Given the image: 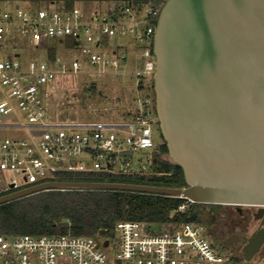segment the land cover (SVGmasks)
<instances>
[{"label":"built area","instance_id":"2783aa9c","mask_svg":"<svg viewBox=\"0 0 264 264\" xmlns=\"http://www.w3.org/2000/svg\"><path fill=\"white\" fill-rule=\"evenodd\" d=\"M38 1L47 6L38 7ZM68 2L73 6L68 7ZM15 3L12 10L0 7V128L20 129L11 121L15 115L13 102L25 116L30 139L8 138L0 141V178L9 172L6 187L0 196L35 184L57 181L59 175L101 173L110 177L170 175L139 171L129 159L120 161L121 152L154 150L152 125L157 122L155 96L137 99V112L126 121L50 122L46 119L41 93L48 86L68 75L84 73L99 77L108 74L111 66L119 74L127 59L111 47L110 40L127 34L135 37L143 56V64L135 70L138 91L142 81H153L155 57L152 52L155 20L163 4L154 1L139 5L134 0H0V4ZM92 3V11L77 4ZM146 9V18L136 17ZM130 16V20L125 19ZM157 23V22H156ZM72 36L76 45L65 39ZM23 42V43H21ZM47 51V60L20 61V46ZM61 46L74 54L65 59L57 53ZM137 48V47H136ZM55 49L56 55L49 56ZM123 52V51H122ZM125 53V52H124ZM147 79V80H146ZM70 129H83V132ZM115 130L128 134L126 149L121 150ZM89 155L93 167L84 162H72L73 157ZM133 156V155H132ZM128 157V156H127ZM152 165V164H151ZM19 178L23 183L19 182ZM189 201V200H188ZM187 204L180 210L187 209ZM208 227L197 223H153L124 220L115 224L112 235L98 232L94 236L0 234V264H262L245 259L240 249L216 246ZM108 245L105 246V242ZM112 247V256L105 250Z\"/></svg>","mask_w":264,"mask_h":264},{"label":"water","instance_id":"95a60500","mask_svg":"<svg viewBox=\"0 0 264 264\" xmlns=\"http://www.w3.org/2000/svg\"><path fill=\"white\" fill-rule=\"evenodd\" d=\"M152 52L159 128L186 187L57 180L0 196V205L44 191L103 190L264 206V0H164ZM263 242L264 230L243 257Z\"/></svg>","mask_w":264,"mask_h":264},{"label":"trees","instance_id":"16d2710c","mask_svg":"<svg viewBox=\"0 0 264 264\" xmlns=\"http://www.w3.org/2000/svg\"><path fill=\"white\" fill-rule=\"evenodd\" d=\"M151 1L157 4L164 3V0H134V3L141 6ZM72 6L73 2H68V7ZM156 22L157 20L154 21L155 24ZM65 41L70 47L77 44L72 36H68ZM136 47L139 48L138 45ZM55 55V49H50L49 56L54 57ZM92 88L94 87L92 86ZM147 88L142 81L139 89L143 98L149 97L150 89L154 95L152 80L149 90ZM151 173L170 175L110 177L101 173H81L59 175L56 179L60 181H113L176 188L186 187L183 170L168 158L166 143L154 149ZM186 204L187 209L180 210V207ZM220 206L193 203L184 197L139 192L51 190L0 205V234L65 235L71 233L80 236H94L101 232L108 236L112 235L115 224L124 220L153 223L191 222L204 224L208 227L210 225L209 215L213 214L215 209ZM208 231L213 236L210 228Z\"/></svg>","mask_w":264,"mask_h":264},{"label":"rangeland","instance_id":"374dc122","mask_svg":"<svg viewBox=\"0 0 264 264\" xmlns=\"http://www.w3.org/2000/svg\"><path fill=\"white\" fill-rule=\"evenodd\" d=\"M15 3H3L0 4L4 10H12L15 8ZM79 7H83L87 12L92 11V3H86L85 5L77 4ZM47 4L38 1V7L45 8ZM146 9L143 7L141 13L136 17L138 20H144L146 18ZM125 19L130 20V16H126ZM23 43V42H21ZM111 47L107 51L106 58L109 59L112 55L113 49L118 50L121 54H126L127 59L123 61L120 66V73L116 74V71L111 66L105 68L108 73L106 76L87 75L91 68L85 64V67L78 75H68L64 79L56 80L48 86L47 94L41 93L44 107L47 110L46 119L50 122H90V121H126L136 112L137 99L143 97V94L138 91L135 84V70L140 68L143 64V56L139 48L135 50V37L127 34L124 36H117L110 40ZM23 46H20L21 55L20 61L25 65L31 59L47 60V51L33 50ZM57 53L63 58L71 59L74 54L66 51L61 46L57 47ZM123 51V52H122ZM125 52V53H124ZM3 54V51L0 50ZM92 72L95 70L91 69ZM147 80V79H146ZM151 80L144 82L145 86L150 88ZM96 85V86H94ZM92 86L94 88H92ZM147 88V90H149ZM0 91H3L0 86ZM149 97H153L151 89L149 90ZM13 109L15 115L10 119L23 125L20 129L0 128V141L8 138H26L30 139L28 128L25 126L28 124L27 119L18 110L17 104L13 102ZM157 116V115H156ZM153 130V142L155 148L165 143L162 133L159 128L158 119L152 125ZM70 132L78 131L83 132V129H70ZM118 136V140L121 143V150H125L126 140L128 134L115 130ZM154 150H138L135 151L133 156H121L120 161L125 162L130 160L131 165L139 171H151V164L153 162ZM84 162L87 167L92 168L94 158L91 156L83 155L72 158L73 163ZM11 174L4 172L2 178H0L1 186L6 187ZM19 182L23 183V180L19 178ZM228 206H223L219 210L217 215H209L210 228L213 236L211 237L216 246H229L233 252H237L236 249H242V246H237L243 239L242 233L233 226V221H236L235 213L231 214V218H226L223 215L226 212ZM239 247V248H238ZM112 247L105 250L109 256H112ZM255 260L260 263V257L255 256Z\"/></svg>","mask_w":264,"mask_h":264},{"label":"flooded vegetation","instance_id":"af4514ba","mask_svg":"<svg viewBox=\"0 0 264 264\" xmlns=\"http://www.w3.org/2000/svg\"><path fill=\"white\" fill-rule=\"evenodd\" d=\"M223 206H228L226 208V212L223 214L226 215V218H231L230 215L235 213V217L237 219L236 221L232 222L233 226L237 228L242 233L243 238H245L240 243L238 242L237 246H242L243 248L250 237H252L257 232L264 230V206L221 205L215 209L216 211L214 212V215H217ZM258 216L261 217L259 218ZM255 256L260 257L261 260L264 259V242Z\"/></svg>","mask_w":264,"mask_h":264},{"label":"crops","instance_id":"0c3cea01","mask_svg":"<svg viewBox=\"0 0 264 264\" xmlns=\"http://www.w3.org/2000/svg\"><path fill=\"white\" fill-rule=\"evenodd\" d=\"M135 50H137V48L135 47Z\"/></svg>","mask_w":264,"mask_h":264}]
</instances>
